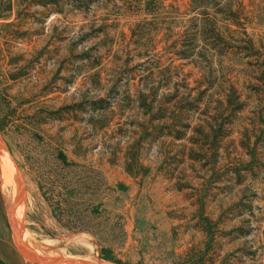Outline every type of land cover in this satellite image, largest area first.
I'll return each mask as SVG.
<instances>
[{
	"label": "rangeland",
	"instance_id": "374dc122",
	"mask_svg": "<svg viewBox=\"0 0 264 264\" xmlns=\"http://www.w3.org/2000/svg\"><path fill=\"white\" fill-rule=\"evenodd\" d=\"M57 152L121 264H264V0H0V264H113L51 213Z\"/></svg>",
	"mask_w": 264,
	"mask_h": 264
},
{
	"label": "trees",
	"instance_id": "16d2710c",
	"mask_svg": "<svg viewBox=\"0 0 264 264\" xmlns=\"http://www.w3.org/2000/svg\"><path fill=\"white\" fill-rule=\"evenodd\" d=\"M52 160L57 162V168H48L37 177L40 191L56 221L68 231L92 236L101 259L121 264L114 257L116 242L125 237L120 217L112 216L96 204L99 189L96 185V189L85 187L81 176L75 175L78 167L67 161L62 152L54 153Z\"/></svg>",
	"mask_w": 264,
	"mask_h": 264
},
{
	"label": "bare ground",
	"instance_id": "6f19581e",
	"mask_svg": "<svg viewBox=\"0 0 264 264\" xmlns=\"http://www.w3.org/2000/svg\"><path fill=\"white\" fill-rule=\"evenodd\" d=\"M1 145H2V144H1ZM2 160H3L4 164H5V167H6L5 169L8 168V169L11 171V168H10V165H9L10 162L7 161L8 159L6 160V158H2ZM3 171H4V170H3ZM7 174H8V173H7ZM10 174H12V172H11ZM6 179H7V178H6L5 176H3V181H4V182L6 181ZM10 179H11V178H10ZM10 179H9V180H10ZM16 192H18V185H17V183L15 184V187H14V200H15V193H16ZM14 208H15V207H14ZM40 261H42V260H40ZM46 262H48V261H46ZM61 263H62V262H61ZM82 263H83V262H82ZM48 264H49V262H48ZM66 264H67V263H66ZM73 264H74V263H73Z\"/></svg>",
	"mask_w": 264,
	"mask_h": 264
}]
</instances>
